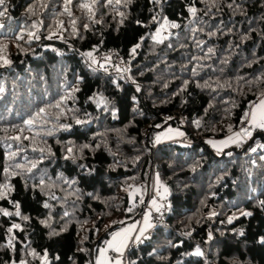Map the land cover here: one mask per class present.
Listing matches in <instances>:
<instances>
[{
	"label": "trees",
	"instance_id": "16d2710c",
	"mask_svg": "<svg viewBox=\"0 0 264 264\" xmlns=\"http://www.w3.org/2000/svg\"><path fill=\"white\" fill-rule=\"evenodd\" d=\"M82 2L0 5V184L12 189L0 264H92L138 221L150 168L166 221L126 264H264V132L224 151L206 142L237 133L264 96V0ZM109 47L123 64L96 58ZM168 124L189 140L156 141Z\"/></svg>",
	"mask_w": 264,
	"mask_h": 264
},
{
	"label": "snow or ice",
	"instance_id": "6c2138e0",
	"mask_svg": "<svg viewBox=\"0 0 264 264\" xmlns=\"http://www.w3.org/2000/svg\"><path fill=\"white\" fill-rule=\"evenodd\" d=\"M72 2V0H65V4H70ZM5 3V0H0V5H3ZM97 3V0H91V2H87V0H85V2H82L80 4V7L83 8V9H87L90 13L92 11V7L93 5H95ZM108 3L109 4H112L113 3V0H108ZM115 3L116 4H119L121 3V0H115ZM31 9H29L30 11ZM65 11L68 12V8L65 7ZM189 12L192 13L193 15H195V12H196V9L195 8H189ZM5 13L3 12H0V15H4ZM70 14V13H69ZM121 15H123L121 13ZM155 19V18H154ZM75 22H73L74 24ZM172 27H176L175 24H172L171 25ZM85 27H87V25H85ZM164 25H161V28H163ZM160 29H157V32L159 33ZM52 35L54 36L55 33H52ZM17 39H21L22 37L21 36H17L16 37ZM29 38H34V33H29ZM35 38H38V37H35ZM51 38V36L49 37ZM155 38V37H154ZM143 39V37L141 38ZM139 47V45H136L133 49H132V52L135 53L136 51V48ZM6 48V46H0V61H2L3 65H7L10 63V61L6 58V56L3 54L4 53V49ZM209 51L211 52L212 50L209 49ZM84 55L88 56V57H92V52H88V53H85ZM101 67H103V65H101ZM0 91H2V89H0ZM56 107H59L60 104L59 102L55 105ZM45 112V109L41 108L39 110V112L36 114L37 116H40L41 114H43ZM25 124L27 125H32L34 123V119H29V120H26L24 122ZM77 124L79 123H82V121L80 120H77L76 121ZM249 123L253 124V126L255 127H259V128H262L264 129V99L261 100L260 104L256 105L255 109L252 111L251 113V120L249 121ZM171 131V130H170ZM241 133L245 134V135H251V133L247 130V129H241ZM178 135H183V133H177ZM237 138L240 136V133H236L234 134ZM12 139H19V137H12ZM229 141L231 142H236L235 140H233L232 137H229L228 138ZM224 143V142H222ZM86 147V146H85ZM255 149H253L254 151ZM73 151L72 148H69L68 149V152L71 153ZM12 156L15 155V153H12L11 154ZM19 167V166H18ZM32 167H36L35 164L32 165ZM29 171H31V169H28ZM5 171L7 172L8 170L5 169ZM14 174V173H13ZM11 186L8 185V184H0V198H4L7 196V194L11 191ZM264 203V202H262ZM47 206V205H45ZM17 211H16V215H20V212H19V204L17 203L15 205ZM128 211H131V209H128ZM0 213H3V215L7 216V215H10V213L5 210V209H0ZM212 215H216V213H212ZM241 215H244V216H248V215H251V213L249 212H242ZM22 219H27V217H22ZM148 219V216L147 214L145 215V220L147 221ZM235 219L234 216H230L228 218V222L231 223L232 220ZM148 227H151V225H147ZM20 225L18 224H13L12 225V228H19ZM12 228H9L8 231L11 232L12 231ZM135 228V225H132L130 226V228L128 229H124L122 230V232L120 233H114L113 234V240L112 241H108L107 242V245L109 248H112L114 251L118 252V253H122L123 252V249L124 247L126 246L127 244V240H128V237H129V233L132 229ZM145 231L144 228H141L140 229V233L141 235L143 234V232ZM211 238V237H209ZM136 240H139L140 239V236H137L135 238ZM107 251V249H101V256H104L105 252ZM35 255V253H33ZM196 255H202L201 251L199 248L196 249V252H195ZM21 264H24L23 261H21ZM97 264H102V261L98 260L97 261ZM116 264H121V262L119 260L116 261Z\"/></svg>",
	"mask_w": 264,
	"mask_h": 264
},
{
	"label": "built area",
	"instance_id": "2783aa9c",
	"mask_svg": "<svg viewBox=\"0 0 264 264\" xmlns=\"http://www.w3.org/2000/svg\"><path fill=\"white\" fill-rule=\"evenodd\" d=\"M96 58L102 62V63H109L111 66L114 65H119V64H123L122 62V57L121 54L115 50V48L113 47H109L106 51L100 52L96 55ZM128 68V66H126V69ZM261 97H257L252 101V104L250 105L248 112H247V117L240 120V122L238 123V128L237 131L241 134V129H247L250 133H251V128L252 126L250 125V123L248 122V117L251 114L252 109L259 103ZM166 117V115H164ZM245 140H247V138H250L249 135H246V137H244ZM184 140L188 141V137H184ZM260 144V142L255 143L254 145L251 146V148L244 150V153H250L253 151V149H255L258 145ZM152 171H154V169H152ZM150 199L155 200V204L159 203V205H161V208L158 211L151 210V215L150 220H149V224L151 225V227H145V231L143 232V234L141 235L140 233V229L143 228L142 225L144 224V212H145V207L147 206L148 202ZM144 209L141 211V213L139 214V219L137 221V233H139L140 235H138L136 232L133 235H130L129 238V242L126 246V248L123 250L122 253H118L116 251H114L112 248H108L106 253L109 257L111 258H119L123 263L126 264L127 258H128V253L129 251L134 248V246L139 243L142 242L144 240H146L148 237H150L153 233V230L159 226L165 223L166 219H165V213L166 210L168 208V203L167 200H162L156 197L155 192L153 189H150V194H149V198L148 201L145 205ZM140 222V223H139ZM137 236H140L139 240H136L135 238Z\"/></svg>",
	"mask_w": 264,
	"mask_h": 264
},
{
	"label": "rangeland",
	"instance_id": "374dc122",
	"mask_svg": "<svg viewBox=\"0 0 264 264\" xmlns=\"http://www.w3.org/2000/svg\"><path fill=\"white\" fill-rule=\"evenodd\" d=\"M158 29H160L159 33L156 31L158 33V36L163 35L164 31L161 28H158ZM96 62H97V60H96ZM252 127L255 128L256 131L262 130L264 132V129H262V128L255 127V126H252ZM177 133H182V132L176 125L168 124L164 129H162L160 132H158L157 137H156V141H178V142L179 141H184V136L183 135H178ZM234 134H236V133H232L230 136H228V138L232 137L233 140L236 141V142H234L235 146H241L242 145L241 143H243V141H245L244 137H246V135L241 133L240 136L237 138ZM248 139L249 138H247V140ZM237 141H240V143H238ZM206 142H208L209 145L212 148H214L215 150L224 151V147L226 148L227 145L229 144V142H231V141H229V140L228 141H223L222 139H216V138H206ZM222 142H224V143H222ZM261 144L264 145L263 142H261ZM155 182H156L155 183L156 186H155L154 192H155L156 197L159 198V199L165 200L166 199V193H167L165 187L162 186L161 184H159L157 181H155ZM154 202H155V200L150 199L148 204H147L149 208H146V210L144 212L148 216L147 221L150 220V217H149L151 215V209L150 208L152 206L155 209V211H158L161 208V205H159V203L155 204ZM132 225H135V228L130 231L129 235H133L135 232L137 233V221H135V220L131 221L130 223H128V225H126L123 228H121L120 230H118L117 233H119L120 231H122L124 229L130 228V226H132ZM142 227L145 228L146 226H144V224H143ZM137 234L140 235L139 233H137ZM112 237H113V235L111 236V238ZM128 242H129V238H128ZM106 246H107V244L102 246V247H100L99 250L105 248ZM47 263H48V260H45L43 264H47ZM18 264H21V263H18Z\"/></svg>",
	"mask_w": 264,
	"mask_h": 264
},
{
	"label": "crops",
	"instance_id": "0c3cea01",
	"mask_svg": "<svg viewBox=\"0 0 264 264\" xmlns=\"http://www.w3.org/2000/svg\"><path fill=\"white\" fill-rule=\"evenodd\" d=\"M262 99H264V96L260 99V101H259V103L258 104H260V102H261V100ZM257 104V105H258ZM256 107V106H255ZM255 107L252 109V111L255 109ZM252 111H251V113H252ZM251 120V114L249 115V117H248V122ZM250 125L251 126H253V124H251L250 123ZM223 141H228V138L227 139H225V138H223L222 139ZM231 142H229V144H230ZM146 208H149L148 207V205L145 207V210H146ZM151 210H154V208H153V206L150 208ZM145 213H144V226H147V225H149V221H146L145 220ZM148 227V226H147ZM128 229V228H127ZM120 232H122V231H120ZM119 232V233H120ZM130 236V235H129ZM113 240V237L110 239V241H112ZM127 244H128V240H127ZM127 244H126V246H127ZM126 246L124 247V249L126 248ZM109 247H108V245L105 247V248H103V249H108ZM123 249V250H124ZM98 260H100V261H102V264H116V261L117 260H119L120 262H121V264H125V263H123L119 258H111V257H109L108 255H107V253L105 252V254H104V256H101V250H99L98 252H97V254L95 255V257H94V264H97V261Z\"/></svg>",
	"mask_w": 264,
	"mask_h": 264
},
{
	"label": "water",
	"instance_id": "95a60500",
	"mask_svg": "<svg viewBox=\"0 0 264 264\" xmlns=\"http://www.w3.org/2000/svg\"><path fill=\"white\" fill-rule=\"evenodd\" d=\"M255 137H259L261 141H264V137L261 133H256L255 134ZM151 174H152V168H150L149 172H148V176H147V183H146V191H145V196H144V199H143V202H142V205H141V208H140V212L144 209L145 207V204L147 203L148 201V198H149V194H150V180H151ZM116 226H118V224L112 226V227H109L108 229H106L100 236L99 238L96 240L99 241L101 240L104 235L108 232V231H111L113 228H115ZM95 242V243H96ZM91 262L92 264H94V257H93V249L91 250Z\"/></svg>",
	"mask_w": 264,
	"mask_h": 264
}]
</instances>
